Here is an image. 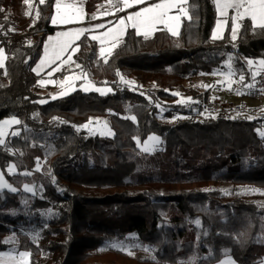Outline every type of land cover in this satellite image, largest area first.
I'll use <instances>...</instances> for the list:
<instances>
[{
	"label": "trees",
	"instance_id": "1",
	"mask_svg": "<svg viewBox=\"0 0 264 264\" xmlns=\"http://www.w3.org/2000/svg\"><path fill=\"white\" fill-rule=\"evenodd\" d=\"M81 1L89 13L106 2ZM34 4L0 0V48L8 54L0 69V120L14 116L21 122L14 127L19 135L0 145L1 169L20 189L0 190V250L15 226L53 209L38 242L17 234L32 264H216L227 255L240 264H259L264 205L219 185L264 190V121L209 115L217 85L192 84L187 101L174 93L225 61L232 62L238 80L243 75V83L252 82L244 58H264V30L253 31L245 18L235 40L231 23L223 37L213 39L214 0H188L191 19L183 20L178 35L160 28L145 38L130 28L107 63L99 43L86 34L77 42L75 62L112 91L78 88L52 99L42 94V75L32 69L54 31L55 0ZM6 34L12 38L4 39ZM117 71L135 77L137 86L121 82ZM100 117L109 118L113 136L80 128ZM151 134L162 138L163 147L144 154L137 138ZM11 163L17 173H9ZM26 183L41 185V195L23 191ZM132 233L151 255L101 251L107 239Z\"/></svg>",
	"mask_w": 264,
	"mask_h": 264
},
{
	"label": "snow or ice",
	"instance_id": "2",
	"mask_svg": "<svg viewBox=\"0 0 264 264\" xmlns=\"http://www.w3.org/2000/svg\"><path fill=\"white\" fill-rule=\"evenodd\" d=\"M25 5L31 7L32 0H23ZM188 0H159L158 3H150L148 6L139 8L138 11H133L126 17L122 16L119 18L117 28H109L105 32H99L98 34H92L88 37L91 41H97L100 44L99 48V56L104 58V62L107 63V57L111 56L114 50L120 45L122 42V37L124 36L127 28L126 21L131 22V27L136 30L137 35H143L145 38L148 37V34L157 28L158 25H164L167 30L173 35L176 36L179 34V28L181 26L182 17H187L189 20L191 19L188 16V10L184 7ZM216 3L217 9L220 11L221 15H226L227 10L231 9L235 12V15L231 17L232 23V39H236L237 30L241 26L238 21H242L247 18L251 21L252 30L256 31V29L264 30V0H214ZM40 4H44L45 0H39ZM110 5H113L116 8L117 12L124 11L126 9H132L134 6L142 5L146 3V0H108ZM122 4L121 8L119 5ZM55 14L51 16V23L53 25L61 24L67 25L76 21L81 20L84 15V9L82 7H77L75 4H65L63 0H55ZM175 10L176 14H172ZM3 11V9H0ZM108 13H102V15H107ZM25 15H30L29 12H25ZM36 17L39 18V12L36 13ZM92 19H97L96 14L92 15ZM219 25V22H218ZM105 27L104 24H96L94 28L87 27H79L72 28L67 31L57 32L56 37H49L48 42L44 45V56L41 57L40 62L37 64L35 68L32 69L33 72L39 74V70L42 69L44 65H56L49 71L48 75L51 76L53 72L60 71L63 65H68L70 63H75L72 58V54L78 52L80 50V44L77 41H80L82 37H85L86 34L93 32L94 30L103 29ZM144 29L143 32L140 30ZM14 30V29H10ZM220 38L217 33H213V39ZM31 43V42H29ZM51 48V53H49V49ZM65 53H68L67 58L63 59ZM5 49L0 48V69L5 67ZM60 61V64L56 62ZM247 63L252 65L254 62L252 60H248ZM259 69L257 72L252 73V80L255 81L256 75L260 72L264 71V59L258 61ZM76 68H81L80 64H76ZM6 74V73H5ZM117 75L121 77V80L128 85L134 84L133 81L124 80V77L117 71ZM87 76L86 72L81 71L80 76H65L64 81L60 82L61 89L67 88L71 91H75V87H73L70 81L74 79H81ZM245 77L243 75L240 76V82H243ZM69 82V83H65ZM40 86H45V84H54L56 81L49 79L48 81L40 80L38 81ZM106 83V82H105ZM231 81H229V87H231ZM205 87H208L205 85ZM244 87L246 89H255V84H245ZM92 89L83 88V91L87 92ZM256 91L264 92V89H255ZM95 91L99 92L101 95L107 94L111 92V88H95ZM67 91H61L58 95L63 96L67 95ZM237 94L243 95L245 94L242 91H238ZM174 95H179V93H174ZM57 95H53L52 99H56ZM191 100V98H188ZM40 103H46L45 100L39 101ZM234 118V117H233ZM132 120H135V117H131ZM247 119L251 120L253 117L249 116ZM91 118L89 123H91ZM21 122L12 117L11 119L0 120V145H5L6 140V132L5 128L13 125L20 124ZM105 123V127L106 122ZM88 125H82L81 127H87ZM113 133L109 129L108 131L100 132V135H112ZM10 135L18 136L19 132H11ZM264 136V133H261ZM159 142V138L156 136H150L148 140L144 141L142 146V151L146 153H150L156 150V144ZM139 144V140H137ZM15 168V165H11L9 167V171L12 172ZM14 174V173H13ZM24 175H29V173L25 172ZM9 188L12 192H16L17 189L11 187V185L7 184L4 180L3 173H0V189ZM24 188L28 192H32L33 189L28 185H24ZM245 191L256 192L258 189H245ZM264 194V193H262ZM195 223L197 225L200 224L199 220H196ZM13 242V238H8L5 243ZM111 247H117V245H110ZM104 249H101L103 251ZM120 251H127L123 247H119ZM146 251L148 249H145ZM128 255H133L131 251H127ZM227 254V253H226ZM30 253L28 252H20V253H0V264H25V258L29 257ZM221 264H234V261L226 260L221 262Z\"/></svg>",
	"mask_w": 264,
	"mask_h": 264
},
{
	"label": "rangeland",
	"instance_id": "3",
	"mask_svg": "<svg viewBox=\"0 0 264 264\" xmlns=\"http://www.w3.org/2000/svg\"><path fill=\"white\" fill-rule=\"evenodd\" d=\"M34 2H35V0H32L31 6H35ZM104 4L105 5L109 4L108 0H106V2ZM239 29H240V27L237 30V35L239 33ZM151 34H152V32H150L148 35H151ZM75 54L76 53L72 54L73 61H75ZM5 56H6V60H5V66H6L7 60H8V54H7L6 51H5ZM66 58H67V56H66ZM261 59H264V58L253 59V58L245 57L244 61L246 63H247L248 60H252L254 62L252 65H249L247 63V65L251 69L252 73H254V72L258 71V69H259L258 61L261 60ZM55 66L56 65L52 66L46 73L44 72V74L39 73V74L42 75L41 80L48 81L49 79H51V80L56 81V83H54V84H47L46 83L45 86H40V90H41L42 94H44L45 96L51 97V98H52L53 95H57V97L65 96V95H63V96L58 95L61 91H67L68 94L73 92V91H71V90H69L67 88L61 89L60 82L64 81V77L65 76H79L81 74V71H82V70H79V68H76V62H75V63H70L68 65H63L61 67L60 71L53 72L52 75L49 76L48 75L49 71H51V69L53 67H55ZM65 66L68 67V70L64 74H59L63 70V68ZM83 72H85V71H83ZM86 73H87V76L85 77V80L81 84H78L77 82L70 81V83H72V85H73V87H75V89H78V88L83 89L85 87L90 88L92 90H95V88H104V89L111 88L108 85H99V84L95 83L94 78L88 72H86ZM123 77H124V80H128V81H133L134 82V84H132V85H128V84H126V85H128V86H130L132 88H135L137 86L138 80L135 77H132V76L131 77L123 76ZM238 78H239V76L237 75V73H236V71H235V69H234V67L232 65V62L231 61H225L223 63V65H222V67L217 69L211 75H204L202 77H197V78H195L193 83L186 82L183 85V87L180 88L179 91H178L179 97H180V99L182 101H187L188 98H190V95L187 93V90L190 88V86L192 84L197 85L200 88H207V87H205V85H207L209 87L211 85H215L216 86L218 84H222L223 82H228L229 83V81H231L233 83V82L237 81ZM120 80H121V77H120ZM121 82H123V81L121 80ZM65 83L67 84L69 82H65ZM245 84H248V83H243L242 82V84H241L242 91L250 94V90L251 89H246L244 87ZM12 117H14V116H12ZM12 117H7V118H4L2 120L11 119ZM15 118H17V117H15ZM91 121H92L91 123H89V122L86 123L88 125L87 127H81L80 126V128L86 129V130H88V131H90L92 133L98 134V135H100V132H102V131L106 132V131H108L110 129L111 132L113 133L112 135H100V136L109 137V136H113L114 135V130H113V128L110 125V120H109L108 117L94 118ZM104 122H106V125H107L106 127H105V123ZM16 125L17 124H13V125H10V126L5 128V132H6L5 140L6 141H7V138L10 136L11 132H19L18 129L14 128ZM150 136H156V137L159 138V142L156 144V150L155 151L160 150L163 147L162 138L159 135H157V134H151L143 141H141L139 138H137V140H139L138 146H139L141 151H142V146H143L144 141L148 140V138ZM155 151H152L150 153H153ZM142 153L149 154V153H146V152H143V151H142ZM11 165H15V164L11 163L8 166V169H9V167ZM17 172L18 171H17L16 165H15V168L13 169L12 172L9 171V173H11V174L17 173ZM0 173H3L2 169H1V166H0ZM3 177H4V180L7 182V184L11 185V187H13V188H16L17 191L20 190L19 188L14 186L7 179V177L4 175V173H3ZM24 185H28L29 187H31L33 189V191L32 192L26 191L25 188H24ZM24 185H23V187L21 189L23 191H25V192H28V193H32V194H35V195H41V193L43 191V188H42L41 185L29 184V183H26ZM219 186L225 192L247 195L248 198H250L252 200H255V201H257V202H259V203L264 205V194H262V193H264V190H262V189H258L259 191H256V192L245 191V189H256V188H251V187H246V186H244V187H235L231 182H223ZM0 190H10V189L5 187V188L0 189ZM54 215H55V212L53 211V209L43 210L42 215L40 217H37V218L36 217H31L27 223L15 226L12 229V231L7 235V237L5 239V241H6V240H8V238L11 237V238H13V242L6 243L5 248L1 249L0 253H9V252H14V253H17V254L20 253V252H28V253H30L29 251L21 250L19 248V246H18V237H17L18 232L22 231L24 233H27L34 241L38 242L39 239L41 238V235H42V232H43V229H44L45 225L47 224V222ZM113 244L117 245V247H111L110 246V245H113ZM119 247H123L127 251H131L132 253H136V254L151 255L153 253V250L150 247L145 246L140 241V239L138 238V236L135 233L134 234L132 233V234L128 235L125 239H107L104 242V245H103L102 248L105 250V249H108V248H117V249H119ZM145 249H148V250L146 251ZM32 260H33V257H32V254L30 253V256L25 258V264H32ZM226 260L234 261V264H240L233 256H229V255L224 256L216 264H221V262L226 261ZM91 264H108V263L99 262V263H91ZM259 264H264V257H263L262 261Z\"/></svg>",
	"mask_w": 264,
	"mask_h": 264
},
{
	"label": "crops",
	"instance_id": "4",
	"mask_svg": "<svg viewBox=\"0 0 264 264\" xmlns=\"http://www.w3.org/2000/svg\"><path fill=\"white\" fill-rule=\"evenodd\" d=\"M63 2L65 4H75L77 7H82L84 9L85 15H84V17L81 20L76 21V22H73V23H70V24H67V25H61V24L53 25L51 23L54 26V31L50 35L47 36V39H46L45 43L48 42V38L50 36L53 37V38H55L57 32L67 31V30L72 29V28H79V27L94 28V26L96 24H104L105 25V27L103 29L94 30L93 32L88 33L89 35L98 34L99 32H105L109 28H117L119 26L118 21H119V18L120 17H122V16L126 17L131 12L138 11L139 8L148 6V4H150V3H158L159 0H146V3L145 4L137 5V6H134L132 9H126V10L121 11V12H117L116 11V8L113 5H110V4H107V5L102 4V5H98L97 6V9L94 12H92V13L87 12L86 7L82 3L81 0H63ZM215 5H216V3H215ZM119 6L121 8L123 7L122 4H120ZM184 7L187 8V4L184 5ZM55 11L56 10L54 9V14H55ZM216 11H217V20H216V23H215L214 28L212 30V36H213V33L215 32V33H217L218 37L221 38V37L224 36V34H225V32H226V30L228 28L229 23H231V24L233 23L231 17L233 15H235V12L233 10L229 9V10H227V14L226 15H221L220 14V11L217 9V6H216ZM105 12H107L108 14L107 15H102V13H105ZM93 14H96L97 19H95V20L92 19V15ZM172 14H176L175 10L173 11ZM189 15L190 14L188 12V16ZM185 18H187V17H182L181 24H182V22H183V20ZM218 22H219V25H218ZM240 22L241 21H238L239 24H240ZM126 23L128 25L127 28H126V32H127L128 29H130L132 27H131V22L130 21H126ZM160 28L167 29L164 25H158L156 29H154V30L151 31L152 34L154 32H156ZM180 28H181V26H180ZM180 28L178 30L179 32H180ZM140 31L143 32L144 29H141ZM126 32H125V34H126ZM49 53H51V48L49 49ZM67 55H68V53H65L64 56H63V59H65ZM42 56H44V51H43ZM41 57L36 62V64L34 65V68L40 62ZM56 63L57 64H60V61H57ZM52 66H54V65H47V64L44 65L42 67V69L39 70V73H41V74H44V72L46 73ZM41 74H39V75H41ZM84 80H85V77L84 78H81V79H74L72 81L73 82H77L78 84H81Z\"/></svg>",
	"mask_w": 264,
	"mask_h": 264
},
{
	"label": "built area",
	"instance_id": "5",
	"mask_svg": "<svg viewBox=\"0 0 264 264\" xmlns=\"http://www.w3.org/2000/svg\"><path fill=\"white\" fill-rule=\"evenodd\" d=\"M4 39H11V35H4ZM255 89H264V71L255 77ZM248 83V84H249ZM242 82H233L229 87L228 82L217 85V92L208 105V113L211 116H251L261 117L264 121V92L250 90V94H237L242 91ZM243 92V91H242Z\"/></svg>",
	"mask_w": 264,
	"mask_h": 264
}]
</instances>
